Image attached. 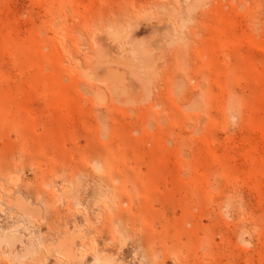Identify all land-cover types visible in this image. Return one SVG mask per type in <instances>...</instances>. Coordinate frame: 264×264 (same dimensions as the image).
I'll return each mask as SVG.
<instances>
[{"label": "rangeland", "instance_id": "rangeland-1", "mask_svg": "<svg viewBox=\"0 0 264 264\" xmlns=\"http://www.w3.org/2000/svg\"><path fill=\"white\" fill-rule=\"evenodd\" d=\"M195 5L0 0V264H264V0Z\"/></svg>", "mask_w": 264, "mask_h": 264}, {"label": "bare ground", "instance_id": "bare-ground-1", "mask_svg": "<svg viewBox=\"0 0 264 264\" xmlns=\"http://www.w3.org/2000/svg\"><path fill=\"white\" fill-rule=\"evenodd\" d=\"M204 1H206V0H195V4L196 5H199V4H202V2H203V4H204ZM195 5V6H196ZM193 6V5H192ZM192 6H190L191 8H192ZM54 25H55V23H54ZM62 48V47H61ZM75 68H77V67H75ZM77 70H79L78 68H77ZM77 70H76V72H77ZM80 72V71H79ZM73 73V72H72ZM78 73V72H77ZM114 73H116V72H114ZM114 73H111V78H110V76H108L109 77V79H110V81H111V84H112V80L111 79H114L113 77H115V76H113V74ZM117 76V75H116ZM121 76V75H120ZM119 74H118V76H117V79H116V82L117 81H120V79H119ZM122 77V76H121ZM115 81V80H114ZM115 82V84H118V83H116ZM120 83H123L122 81L120 82ZM121 85H123V84H121ZM120 85V86H121ZM183 84H180L179 83V85L177 86V92H179V91H181L182 90V88H183V86H182ZM114 86V83H113V85H112V87ZM120 86H118V87H120ZM117 87V88H118ZM113 89V88H112ZM118 89H120V88H118ZM118 89H116L115 91H118L119 92V90ZM122 89H123V86H122ZM184 89V88H183ZM124 91V90H123ZM183 91V90H182ZM181 91V92H182ZM118 92H117V94H116V92H114L115 94H116V96H118ZM120 93H122V92H120ZM178 94V93H177ZM95 96V99L97 100V101H99V102H102L103 100H104V95L103 94H101V93H99V92H96L95 94H94ZM126 101V100H125ZM125 103V102H124ZM119 105V104H118ZM130 106V105H129ZM193 107H196V106H192V108H190V109H194ZM16 177H18V176H16ZM16 181V180H15ZM66 186V185H65ZM61 187V186H60ZM67 187V186H66ZM65 188V187H64ZM68 189V188H67ZM64 190V189H63ZM57 192V191H56ZM18 195V196H17ZM16 196V198H15V200H14V202H15V206H16V211H17V215L18 216H21V217H25V218H29V219H36V218H38L40 215V212H39V210L35 207V206H33V205H31V204H29L30 202H28V201H26L24 198H22L21 196H19V194H17ZM60 201V200H59ZM40 209V208H39ZM0 210H2V209H0ZM2 213H3V211H1ZM42 219V218H41ZM41 221V220H40ZM25 229L26 228V226L23 224V223H21V222H18L16 225H13V226H11L9 229H7L6 231H4L3 233H1L0 234V244H3V245H7L8 247H9V249H10V251H8V254H6V255H4V256H8V255H10L11 256V258H12V260H13V262H22V261H24L33 251H34V248H35V244H34V247H33V245H32V243H31V238H30V236L29 237H26L25 235H23V234H21V233H19L18 232V230L19 229ZM81 228V227H80ZM80 228H79V230H80ZM76 229H78L77 227H76ZM82 229V228H81ZM71 230H73V229H71ZM79 230H78V232H79ZM27 231V230H26ZM69 231V230H68ZM117 231V230H116ZM75 233H76V231H75ZM120 233V232H119ZM34 234V233H33ZM70 234V233H69ZM72 234V233H71ZM65 235V234H64ZM118 235V234H117ZM63 236V235H62ZM78 237V234H74V235H65L63 238H59V240L55 243V244H53V245H50V246H48V248H49V250H50V248L51 249H56L57 251H58V253L62 256V257H65L66 259H68L70 262H74L78 257H80V256H82V255H79V254H77L76 252H78V251H76L75 250V247H74V240L76 239ZM121 238V237H120ZM125 239H127V238H125ZM120 242L121 243H123V240L122 239H120ZM52 244V243H51ZM122 245V244H121ZM123 245H124V243H123ZM122 245V246H123ZM18 246L20 247L19 249H18ZM17 249V251L15 252V250ZM81 254H82V252H81ZM9 257V256H8ZM110 259V258H109ZM40 260V259H39ZM39 260L35 263V264H39ZM57 260L58 261H60L61 260V258H58L57 257ZM25 262V261H24ZM42 264V263H41ZM138 264H140V263H138Z\"/></svg>", "mask_w": 264, "mask_h": 264}]
</instances>
